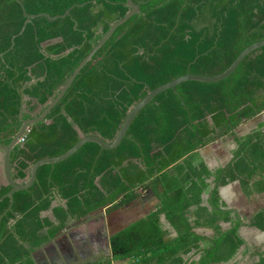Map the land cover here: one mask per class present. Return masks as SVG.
<instances>
[{
	"label": "trees",
	"instance_id": "1",
	"mask_svg": "<svg viewBox=\"0 0 264 264\" xmlns=\"http://www.w3.org/2000/svg\"><path fill=\"white\" fill-rule=\"evenodd\" d=\"M19 1L34 17L25 18L16 0H0L2 145L19 132L22 119L43 113L130 11L126 0ZM132 1L140 12L115 31L47 119L30 127L14 148L15 183H26L36 162L65 154L87 136L112 143L150 91L189 74L221 75L247 47L264 40V0ZM262 113L264 47L224 81L186 82L159 94L139 112L118 148L88 143L65 162L39 168L34 186L14 195L1 221L0 264H37L34 252L71 221L105 208L117 211L141 191L157 197V209L112 235V257L96 264L231 262L244 245L238 234L243 222L223 209L219 189L238 180L246 195L264 193V133L240 141L238 158L224 171H210L198 151ZM10 191L0 164V198ZM208 193L209 208L203 206ZM9 206V198L0 200V218ZM50 212L53 221L44 215ZM247 226L264 232V211ZM192 253L199 260L190 262ZM257 256L256 264H264V253Z\"/></svg>",
	"mask_w": 264,
	"mask_h": 264
},
{
	"label": "crops",
	"instance_id": "2",
	"mask_svg": "<svg viewBox=\"0 0 264 264\" xmlns=\"http://www.w3.org/2000/svg\"><path fill=\"white\" fill-rule=\"evenodd\" d=\"M259 133H264V113L259 115L258 117L245 122L242 124L232 135H228L223 137L220 140L213 142L212 144L206 146L205 148L198 151V154L202 158V160L207 165L208 169L212 172L224 171L228 167H230L238 158L241 148L240 141L245 139H253ZM211 184L210 192L214 189L215 183L213 179L209 181ZM141 196L134 201L133 203L124 206L117 211H114L110 214L117 219L119 217H123L117 223L118 225L112 226V233L109 236L108 244L109 250L112 257L111 247H110V239L112 235L120 232L130 224L141 220L147 217L150 213L154 212L158 205L159 201L157 197L151 192L141 191ZM219 196L221 202L223 204V209L226 211L232 212L231 217L233 219H240L243 222V225L238 229L239 236L244 240V245L238 252L237 256L227 264H256L259 261V257L257 253H264V232L247 226V223L258 213L264 211V193L262 194H252L250 196L246 195L243 191L240 181H234L229 183L228 185L219 189ZM210 193L204 195L203 206L209 208L208 201L210 200ZM63 204V202L60 201ZM108 209L105 208L98 212L91 214L86 220L93 219L97 217V213L104 212L108 214ZM46 217H49L50 220H54L52 213L44 214ZM114 219V218H113ZM83 220L79 222L71 221L68 225L66 232L71 229L72 224H83L85 223ZM224 230H229L231 228L230 224H222ZM196 232L203 236H211L213 234L212 230L209 229H197ZM63 233V232H62ZM65 234V233H64ZM61 235H59L55 240L43 246L41 249H38L34 252V259L37 264H39L37 259V253L43 249L49 248V245H55L59 243ZM191 261H197L200 258V254H191L188 257ZM112 264H128V261H115Z\"/></svg>",
	"mask_w": 264,
	"mask_h": 264
},
{
	"label": "water",
	"instance_id": "3",
	"mask_svg": "<svg viewBox=\"0 0 264 264\" xmlns=\"http://www.w3.org/2000/svg\"><path fill=\"white\" fill-rule=\"evenodd\" d=\"M22 7L24 17L27 19H30L34 16H30L26 13V10L24 9L22 3L19 0H16ZM126 6L129 8V12L127 15L121 19L120 21L116 22L112 25L110 30L104 37L101 39V41L93 48V50L88 54V56L83 60V62L77 67V69L73 72L71 77L68 79L66 84L62 87L59 94L56 96L54 100H52L48 106L45 108L43 113L35 119L30 120H23L22 127L19 130V132L15 135V137L10 141L8 145H2L0 144V152L3 154V170H4V176L9 186H11V191L4 196L3 198H0L1 201H3L6 198L10 199V206L8 209L4 212V214L0 218V224L4 216L7 215V213L12 209L13 203H14V195L19 192L28 191L31 189L37 180V172L40 167L44 165H51L55 166L57 164H60L62 162H65L69 158H71L73 155H75L84 145L88 143H95L99 145L102 150L111 151L121 144L123 139L125 138L132 122L136 118V116L139 114V112L146 107L154 98H156L159 94L168 91L170 89H174L175 87L186 83V82H201V83H219L221 81L226 80L228 77H230L240 66V64L243 62V60L249 56L252 52L263 48L264 47V40L257 42L249 47H247L233 62V64L221 75L215 76V77H204V76H196V75H186L183 77H180L168 84H165L163 86L158 87L157 89L150 91L148 95L137 105H135L129 112L127 118L125 119V122L120 129L117 137L112 143H107L100 139L97 136H87L83 139H81L73 148H71L68 152L65 154L56 157V158H47L42 159L38 162H36L32 167L30 171V177L28 181L24 184H18L15 183L12 177V171H11V155L14 150V148L20 144L22 138L29 132L30 127L39 124L41 122H44L48 115L51 113V111L60 103V101L64 98L72 84L74 83L75 79L79 75V73L82 71V69L93 59L95 54L107 43L108 40L113 36L115 31L122 25H124L128 20H130L132 17L137 15L140 12V7L138 5H135L132 0H126ZM69 14V11L65 13L64 16H61V18H64ZM23 117L21 113V118Z\"/></svg>",
	"mask_w": 264,
	"mask_h": 264
},
{
	"label": "rangeland",
	"instance_id": "4",
	"mask_svg": "<svg viewBox=\"0 0 264 264\" xmlns=\"http://www.w3.org/2000/svg\"><path fill=\"white\" fill-rule=\"evenodd\" d=\"M0 164L3 166V154H0ZM97 217L84 221L83 224H72L71 229L64 231L55 245L37 253L40 264H96L106 258H111L108 239L112 233V226L121 218L112 214L99 212ZM86 220V219H85ZM65 233V234H64ZM112 264V263H111Z\"/></svg>",
	"mask_w": 264,
	"mask_h": 264
},
{
	"label": "flooded vegetation",
	"instance_id": "5",
	"mask_svg": "<svg viewBox=\"0 0 264 264\" xmlns=\"http://www.w3.org/2000/svg\"><path fill=\"white\" fill-rule=\"evenodd\" d=\"M39 264H40V263H39ZM53 264H54V263H53ZM55 264H67V263L60 261V262H57V263H55Z\"/></svg>",
	"mask_w": 264,
	"mask_h": 264
},
{
	"label": "built area",
	"instance_id": "6",
	"mask_svg": "<svg viewBox=\"0 0 264 264\" xmlns=\"http://www.w3.org/2000/svg\"><path fill=\"white\" fill-rule=\"evenodd\" d=\"M25 138H26V135L24 136V138H22L21 142H24Z\"/></svg>",
	"mask_w": 264,
	"mask_h": 264
}]
</instances>
